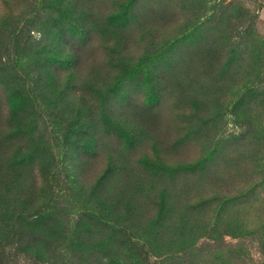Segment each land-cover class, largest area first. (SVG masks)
Wrapping results in <instances>:
<instances>
[{"label": "rangeland", "instance_id": "374dc122", "mask_svg": "<svg viewBox=\"0 0 264 264\" xmlns=\"http://www.w3.org/2000/svg\"><path fill=\"white\" fill-rule=\"evenodd\" d=\"M0 264H264V0H0Z\"/></svg>", "mask_w": 264, "mask_h": 264}]
</instances>
